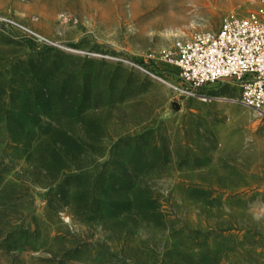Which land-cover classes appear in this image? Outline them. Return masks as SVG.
I'll return each instance as SVG.
<instances>
[{"label":"rangeland","instance_id":"1","mask_svg":"<svg viewBox=\"0 0 264 264\" xmlns=\"http://www.w3.org/2000/svg\"><path fill=\"white\" fill-rule=\"evenodd\" d=\"M234 1L0 0V264H264V119L150 58Z\"/></svg>","mask_w":264,"mask_h":264},{"label":"built area","instance_id":"2","mask_svg":"<svg viewBox=\"0 0 264 264\" xmlns=\"http://www.w3.org/2000/svg\"><path fill=\"white\" fill-rule=\"evenodd\" d=\"M150 58L178 70L181 87L174 88L181 95L201 98L206 89L230 83L240 92L232 101L264 119V0L254 10L228 14L217 31L198 33Z\"/></svg>","mask_w":264,"mask_h":264},{"label":"crops","instance_id":"3","mask_svg":"<svg viewBox=\"0 0 264 264\" xmlns=\"http://www.w3.org/2000/svg\"><path fill=\"white\" fill-rule=\"evenodd\" d=\"M245 1H246V0H235L234 2H235V3H246ZM254 1H255V0H254ZM255 2H256V4H257V3H259V0H256Z\"/></svg>","mask_w":264,"mask_h":264}]
</instances>
